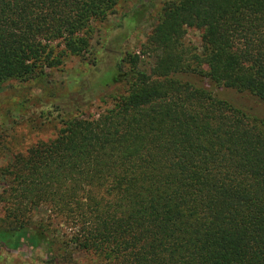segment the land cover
<instances>
[{
	"label": "trees",
	"instance_id": "1",
	"mask_svg": "<svg viewBox=\"0 0 264 264\" xmlns=\"http://www.w3.org/2000/svg\"><path fill=\"white\" fill-rule=\"evenodd\" d=\"M120 2L0 0V91L54 92L50 73L68 57L95 66L93 27ZM187 29L201 32L199 51L184 45ZM103 83L111 108L58 114L53 140L0 167V246H42L44 264H79L76 253L95 264H264V0L165 3L140 53ZM40 206L68 236L52 216L33 220Z\"/></svg>",
	"mask_w": 264,
	"mask_h": 264
},
{
	"label": "rangeland",
	"instance_id": "2",
	"mask_svg": "<svg viewBox=\"0 0 264 264\" xmlns=\"http://www.w3.org/2000/svg\"><path fill=\"white\" fill-rule=\"evenodd\" d=\"M171 1L177 0H121L106 21L93 27L90 56L96 59V65L68 57L50 73L49 79L59 83L56 91L33 89L25 95L0 91V167L11 160L13 153H24L36 143L53 140L57 135V121L53 118L58 114H66L72 119H96L111 108L110 98L102 99L108 94H103V82L119 58L140 53L159 21L164 4ZM183 43L199 51L201 32L187 29ZM152 66L151 57H141V70L149 73ZM213 94L238 108L250 103L243 95L229 89L213 90ZM47 110L52 113V118L42 117L41 112ZM3 215L4 207L0 205V217ZM49 216H52L50 222L68 236L69 231L45 206L33 212L36 222H46ZM74 257L79 264H95L93 258L82 253H76ZM46 259L42 246L31 248L23 243L16 250L0 246V264H44Z\"/></svg>",
	"mask_w": 264,
	"mask_h": 264
}]
</instances>
